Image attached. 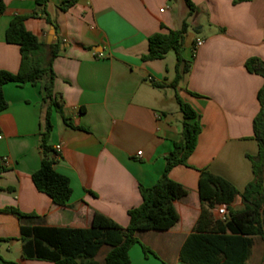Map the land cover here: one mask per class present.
<instances>
[{
    "label": "crops",
    "instance_id": "crops-1",
    "mask_svg": "<svg viewBox=\"0 0 264 264\" xmlns=\"http://www.w3.org/2000/svg\"><path fill=\"white\" fill-rule=\"evenodd\" d=\"M3 1L0 71L15 74L19 49L6 43L5 32L12 18L30 16L36 8L34 0ZM64 1L73 5L61 11ZM190 1L196 8L191 15L185 0H48L51 23L41 17L25 21L26 30L41 43L59 48L52 66L54 92L66 122L51 112L49 145L60 146L54 169L69 180L72 194L66 207H58L31 180L42 160V84L4 85L8 106L0 112V264H53L24 258L22 226L87 229L98 213L126 228L127 212L141 204L139 187L156 184L165 157L180 140L176 93L201 127L193 153L169 173L187 195L175 203L179 220L173 227L136 233L130 264H182L180 250L201 213V172L225 179L239 192L253 180L247 156L258 153L252 124L264 80L248 73L245 62L255 57L264 63V0L237 5L231 0ZM184 21L188 29L182 56L189 71L175 90L170 86L175 54L170 51L158 61H143L142 56L153 34L179 30ZM196 39L202 46L193 54ZM163 83L162 89L154 86ZM142 246L151 253L146 256ZM110 250L103 246L92 262L104 264ZM263 260L264 241L255 237L249 264Z\"/></svg>",
    "mask_w": 264,
    "mask_h": 264
},
{
    "label": "trees",
    "instance_id": "trees-1",
    "mask_svg": "<svg viewBox=\"0 0 264 264\" xmlns=\"http://www.w3.org/2000/svg\"><path fill=\"white\" fill-rule=\"evenodd\" d=\"M252 0H231L233 5ZM189 15L196 10L190 0H185ZM48 0H34L35 12L30 16H15L9 22L5 32V41L17 46L20 54L19 69L15 74L0 71V112L8 104L3 95V87L14 83L42 84L43 104L46 111L40 134L39 149L42 156L40 168L32 174L31 180L36 190L50 198L58 207H66L72 194L69 180L54 169L58 153L49 145L53 129L51 112L58 113L64 122L63 110L54 92L55 75L53 61L57 57V45L47 46L25 28L28 18L41 17L51 23L46 12ZM73 5L72 1L60 4L61 11ZM6 6L0 0V15ZM188 24L184 21L181 29L167 30L153 34L148 39L147 54L143 61L162 60L172 51L176 56L175 79L170 84L177 89L189 71V63L182 56V50ZM248 73L264 80V63L258 58H249L245 62ZM157 88L166 85L155 84ZM197 96L195 94H192ZM260 111L253 120L254 140L258 146L256 156H247L251 163L253 180L239 192L225 179L203 171L198 181V196L201 213L196 226L185 240L179 261L182 264H249L253 239L264 241V84L257 93ZM176 100L182 115L180 140L173 145L172 151L165 157L164 172L151 187H139L141 204L127 212L128 226L121 228L109 218L95 213L89 228H48L26 227L20 229L22 253L26 259L48 261L53 264H79L92 260L103 246L111 248L104 264H130L129 250L137 243L139 231H166L179 220L175 203L187 195V191L169 178V173L177 166L184 165L193 153L201 127L196 113L184 103L176 93ZM225 205L228 221L223 223L214 216V210ZM7 212L17 218L23 215L16 209ZM1 242V241H0ZM143 253H151L142 246ZM264 264V260L262 262Z\"/></svg>",
    "mask_w": 264,
    "mask_h": 264
},
{
    "label": "built area",
    "instance_id": "built-area-1",
    "mask_svg": "<svg viewBox=\"0 0 264 264\" xmlns=\"http://www.w3.org/2000/svg\"><path fill=\"white\" fill-rule=\"evenodd\" d=\"M202 46V40L200 39H196L194 42V47H193V54L196 52V50ZM2 136L0 135V140H1ZM56 153L60 152V146H56L54 148ZM2 162L4 164H7L6 159H3ZM215 212V216L218 220H220L221 222L225 223L228 221V211L226 209L225 205H219L215 208L214 210Z\"/></svg>",
    "mask_w": 264,
    "mask_h": 264
}]
</instances>
